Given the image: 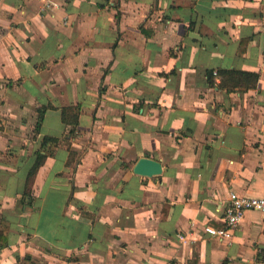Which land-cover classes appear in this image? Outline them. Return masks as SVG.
<instances>
[{
    "label": "crops",
    "instance_id": "0c3cea01",
    "mask_svg": "<svg viewBox=\"0 0 264 264\" xmlns=\"http://www.w3.org/2000/svg\"><path fill=\"white\" fill-rule=\"evenodd\" d=\"M263 189L264 0H0V264H264Z\"/></svg>",
    "mask_w": 264,
    "mask_h": 264
},
{
    "label": "built area",
    "instance_id": "2783aa9c",
    "mask_svg": "<svg viewBox=\"0 0 264 264\" xmlns=\"http://www.w3.org/2000/svg\"><path fill=\"white\" fill-rule=\"evenodd\" d=\"M213 73L216 74V71ZM228 199L229 201L224 211L225 227L204 226V231L210 237H223L228 235L229 230L240 222L247 209L261 211L264 219V189L258 195H240L234 191H230Z\"/></svg>",
    "mask_w": 264,
    "mask_h": 264
},
{
    "label": "trees",
    "instance_id": "16d2710c",
    "mask_svg": "<svg viewBox=\"0 0 264 264\" xmlns=\"http://www.w3.org/2000/svg\"><path fill=\"white\" fill-rule=\"evenodd\" d=\"M221 72H228V73L237 72V73H240V74H244L245 73L244 71H233V70H227V71L222 70ZM246 74H249V73H246ZM61 113H62V121L65 124H76L78 111H75V109L73 107H65V108L62 109ZM48 140L56 142L57 138L56 137H47V136H45L43 138V141H42V146H44L45 143ZM35 156H36L35 157V161H34L33 165L31 166V168L29 169L28 175L26 177L25 190H24V195H26V196L29 195V192H30V189H31V185H32V182H33L34 174H35L37 168L44 161L46 153H43L42 151H37L35 153ZM30 203H31V197H28L27 204H30Z\"/></svg>",
    "mask_w": 264,
    "mask_h": 264
},
{
    "label": "water",
    "instance_id": "95a60500",
    "mask_svg": "<svg viewBox=\"0 0 264 264\" xmlns=\"http://www.w3.org/2000/svg\"><path fill=\"white\" fill-rule=\"evenodd\" d=\"M161 170L159 161L145 156L140 157L133 166V171L141 175L159 174Z\"/></svg>",
    "mask_w": 264,
    "mask_h": 264
}]
</instances>
